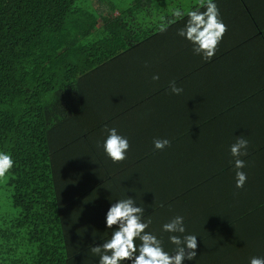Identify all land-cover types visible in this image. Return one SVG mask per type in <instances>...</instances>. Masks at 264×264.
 <instances>
[{"label": "trees", "instance_id": "16d2710c", "mask_svg": "<svg viewBox=\"0 0 264 264\" xmlns=\"http://www.w3.org/2000/svg\"><path fill=\"white\" fill-rule=\"evenodd\" d=\"M172 2L0 0V152L14 160L4 186L17 211L0 212V264H98L90 248L127 196L168 252L161 227L184 217L198 241L184 264L264 257V0H214L227 32L210 61L177 35L186 16L159 31L200 0ZM105 126L129 140L121 163L103 152Z\"/></svg>", "mask_w": 264, "mask_h": 264}, {"label": "clouds", "instance_id": "9594fccd", "mask_svg": "<svg viewBox=\"0 0 264 264\" xmlns=\"http://www.w3.org/2000/svg\"><path fill=\"white\" fill-rule=\"evenodd\" d=\"M204 10L201 11L200 9ZM173 19L159 25V31L165 32L167 28L177 20L187 17L184 27L177 30V35L187 40L192 45L195 55L202 57L204 61H210L216 54L218 46L227 32V25L220 18V11L214 0H200V3L192 9L173 8ZM153 80H158V75H153ZM172 94L179 95L183 92L175 81L170 82ZM107 136L101 147L112 163H121L127 159L130 148L126 136L119 134L117 128H107ZM167 138H154L155 150H164L170 146ZM248 140L238 136L236 142L230 145V155L235 158L234 167L235 187L241 189L247 182V174L240 169L246 166L241 156H246ZM14 167V160L9 153L0 152V181L6 180L7 174ZM145 208L138 206L131 196L117 199L111 204L106 213V227L115 229L110 238L102 244L91 246L90 251L97 256L98 264H184L185 260H194L197 257V235L186 231L184 217L176 215L164 223L161 231L169 233L168 241L174 245L172 252L164 249V242L152 232L147 231L151 220H144ZM139 241V245H137ZM138 253V254H137ZM249 264H264V257L253 256Z\"/></svg>", "mask_w": 264, "mask_h": 264}, {"label": "rangeland", "instance_id": "374dc122", "mask_svg": "<svg viewBox=\"0 0 264 264\" xmlns=\"http://www.w3.org/2000/svg\"><path fill=\"white\" fill-rule=\"evenodd\" d=\"M169 1V0H166ZM183 6L189 5L191 0H178ZM177 0H173L171 7L176 5ZM6 180L0 181V212L7 213L9 215L16 214V209L11 205L10 191L4 186Z\"/></svg>", "mask_w": 264, "mask_h": 264}]
</instances>
